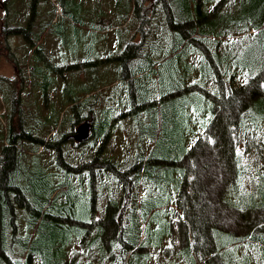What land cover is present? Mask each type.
Returning a JSON list of instances; mask_svg holds the SVG:
<instances>
[{"label":"trees","instance_id":"16d2710c","mask_svg":"<svg viewBox=\"0 0 264 264\" xmlns=\"http://www.w3.org/2000/svg\"><path fill=\"white\" fill-rule=\"evenodd\" d=\"M212 1L118 0L108 12L106 1L98 0L96 9L92 7L83 14L85 9L78 2L66 0V17L74 19L85 16L98 20L103 15L100 19L104 22L113 19L123 23L127 19L126 11L131 9L129 30L121 35L120 52L115 57L117 61L121 59L119 68L124 71L119 79L126 83L135 79L136 74L147 72L154 87L124 88L128 104L161 93L164 74L167 84L162 97L172 98L170 77L181 53V65L190 68L182 67L179 71L184 87L177 95L184 111L181 123L194 116V110L189 114L188 107L197 106L203 126L199 127L195 138L183 144L181 139L173 142L170 138H181L188 126L174 128L172 114L167 110L160 116L159 123L154 119V128L158 129L156 133L152 128L150 139L158 137L163 141L157 142L160 145L148 142L147 154L145 147L136 148L130 160L135 164L124 172L109 167L111 169L107 170L113 172L109 186L95 190L91 178L90 228L87 233L85 230L78 233L68 225L74 221L69 219L68 212L77 207L78 195L66 177H60L61 170L75 167L66 164L63 149H58L57 153L60 162L56 166L57 174L35 169L23 159V153L33 146H42L43 141L23 129L24 111L17 105L16 97H12V87H0V100L7 103L1 113L5 124L0 120V264H131L137 255L140 264H215L213 260L225 264L219 254L227 246L237 250L240 244H249L251 240L264 243V0L248 1L247 10L241 15L243 23L224 18L212 20V16H220L218 5L213 7ZM30 3L27 12L33 13L35 0ZM111 12L114 13L112 18ZM157 16L160 20L155 19ZM9 25L12 26L9 28ZM15 25V22L7 24L6 18L2 20L1 36L20 35L28 39L31 33L30 39L35 40L38 24L30 21L25 28ZM219 25L221 28L230 26L239 42L240 37H244L245 49L231 51L224 46L218 49L207 42L208 31ZM126 35L131 37L126 38ZM156 35L166 38L163 47L158 46ZM258 45L260 51L249 49ZM156 50L162 54L154 55ZM13 64L20 66L14 61ZM90 76L95 75L91 72ZM6 80L0 79V82ZM200 82L206 84V89L199 87ZM99 95L72 109V125L74 121L89 118L93 127L106 102ZM139 113L146 115V119L149 116L147 109ZM92 130L91 137H95L96 130L94 127ZM100 133L102 130L97 131V135ZM138 133L144 136L142 129ZM97 138L102 136L95 141ZM63 139L64 136L59 144L65 141ZM90 161L92 173L102 169L98 168L96 154ZM159 167L176 170L175 181L170 183L177 191L165 204H169L166 207L170 209L165 224L169 227V236L172 226H176L179 241L175 247L173 240L169 239L167 245L162 242L164 236L162 243L150 240L144 247L148 254L142 252L141 255L137 250L141 249L145 237L139 240L140 232L133 225L136 217L131 213L138 208L144 227L148 219L162 216L165 219L166 215L154 211L156 206L146 207L148 205L138 200L135 191L129 193L130 188L124 184L136 183L141 170H148L154 177ZM87 189L88 186H83L80 193L85 195ZM125 189L129 194H124ZM118 191L121 196L116 200ZM102 205L105 210L97 213ZM130 205V213L124 215L123 209ZM17 210H21L25 218L28 231L24 234L15 229ZM227 220H231L238 231H229ZM223 234L228 235L230 241L223 242Z\"/></svg>","mask_w":264,"mask_h":264},{"label":"rangeland","instance_id":"374dc122","mask_svg":"<svg viewBox=\"0 0 264 264\" xmlns=\"http://www.w3.org/2000/svg\"><path fill=\"white\" fill-rule=\"evenodd\" d=\"M74 1L85 9L83 14H87V10L92 7L97 8L98 0ZM105 1L107 3L105 9L108 12L113 9V2H118V0ZM248 1L213 0V7L218 5L217 12L220 16H212L211 18L212 20L224 18L227 21L232 19V21L243 23L241 15L247 10ZM30 2L31 0H6L3 4L8 8L7 12L5 7L0 8V29L2 20L4 21L5 18L7 24L15 22L21 28H25L30 21L31 24H38L35 40L30 39L31 33L28 34V39L20 35L2 37L0 34V79H7L0 82V87L5 88L7 85L12 87L10 93H13L12 97H16L17 105L24 111L23 116H21L23 129L29 132L31 136L43 141L42 144L39 143L42 146H33L30 151L23 153V159L28 161L29 165L35 169H46V172L51 171L53 174H57L56 166L60 165L57 160V153H59L58 149L59 151L63 149L66 164L75 167L74 169L65 168L64 171L61 170L63 174H60V177H66L73 191L78 195L75 198L78 201L77 207L68 212L70 216L68 218L74 219V221H70L68 225L73 227V231L77 229L80 233L85 230L87 233L91 220L89 208L92 196L91 178L94 180L93 188L95 190L109 186V180L113 179L111 175L113 172L107 170L109 167L113 168L112 170L124 172L129 167L134 166L135 163L132 164L130 160L133 159L136 148L142 150L145 147V154H147L149 150L148 142H151V144L154 141L156 143L158 141L162 142L163 140L158 137L155 140L150 139L152 128L156 133L158 129V127L154 128V119H157L156 122L159 123L160 116L167 110L172 114L171 122H174V128H187L188 126V129L181 134V138H170L173 142L181 139V143L188 144L192 138L199 134L198 129L203 126L202 119L198 116L199 109H197V106L188 107V113L191 114L194 110V116L188 122L182 124L181 115L184 114V111L181 106V98L177 96L181 93V88H184L181 86L179 71L182 67L186 70H190V68L181 65V53H179L178 60H176L178 65L176 64V69L170 77L172 87L169 92L173 97L170 98L165 95L162 97L163 90L166 88L165 84H167V76L164 74L161 79L163 82L161 93H157L156 96L152 97L148 96L144 101L128 104V99L124 96V88L131 90L137 86L144 89L154 87L150 84L147 72L136 74L135 79L132 78L126 83L119 79L124 71L119 68L121 59L117 61L115 57L120 52L118 46L121 35L129 30V12H131V9L126 11L127 19L123 23L113 19L104 22L103 19H100L103 15L98 20H90L85 16L82 19L66 17V0H35V3L32 4L34 6L33 13L27 12L28 7L31 5ZM225 4H227L226 8ZM113 15L114 13L111 12V18ZM155 19L160 20L158 16ZM233 33L234 30L230 26L221 28V25H219L217 28L208 31L209 35L206 41L211 42L218 49L224 46L231 51H239L241 48L244 50L246 39L240 37L239 42L232 35ZM125 37L130 38L131 36L126 35ZM154 38L157 40L159 47L165 45L166 38L164 36L156 35ZM253 41L254 39L248 42ZM131 42L135 43L134 40H131ZM250 48L260 51L261 46L258 45L253 48L249 46ZM161 54L162 52L159 50L154 51L156 56ZM13 61L15 64H20V66L14 65ZM91 72L95 76L91 77ZM197 80L198 77L195 82ZM200 84L202 86L199 87L206 89V84L201 82ZM159 87L158 84L156 88L159 89ZM3 92H5V89H3ZM96 94H100L99 97L103 96L106 101L102 105L100 119L96 118L93 124L96 136L77 144L72 138L74 128L81 121H90V119L77 120L72 125L71 122L74 120L72 109H76L86 99ZM194 94L196 95V92ZM160 97L161 99L158 102L151 103V101L158 100ZM6 104V102L0 100V120L2 124H5V122L1 113L4 111ZM140 108L149 111L147 119L146 115L139 113ZM141 129L144 136L138 133ZM101 130L102 133L97 135V131ZM63 136L65 141L59 144ZM100 136L102 138H97L95 141L96 137ZM106 136H108V139ZM107 140L108 145H106ZM156 145L160 144L157 143ZM95 154L99 161L98 168L102 169H95L92 173L90 160ZM157 170L158 172L155 173L154 177L148 170H141L138 173L139 178L136 183L124 184L130 188L129 193L135 191V195L139 197L138 200H142L144 205H148L146 207L156 206L154 211L166 215L165 219H163V216L162 218L148 219L144 227V220L140 219L138 208L131 213L132 216L136 217L133 218V225L138 227L139 240L143 235L145 237L141 249L137 250L141 255L142 252L147 253L144 247L150 240L161 242L162 236H164L162 242L165 241L167 245L170 240H173L175 247H177L179 241L176 226H172L169 236V227L165 224L170 214V209L166 207L169 204L166 206L165 204L177 191L175 186L173 187L170 183L175 181L176 170L169 167H159ZM83 186L85 188L88 186L85 195L80 193ZM125 192L124 194H129ZM71 194L74 195L72 192ZM120 196L121 192L118 191L115 194L116 200ZM102 198L105 200V193ZM103 199H100V201L103 202ZM85 203H87L86 206ZM99 206H101V203H99ZM104 210L105 206L102 205V209L97 213L102 214ZM130 210L131 205L126 206L122 213L124 215L129 214ZM16 215L15 229L17 233L24 234L28 229L25 227L23 213L21 210H17ZM100 218L102 219L103 216L101 215ZM93 219L97 221V217ZM226 222H228L229 231H238L237 226H234L231 220ZM130 236L132 240L133 237ZM223 239V242L230 241L229 236L225 234H223ZM138 256L132 258L131 264H140ZM219 257H222L225 264H264V243L259 244L257 241L251 240L249 244H240L237 250L235 247L229 248L227 246L222 249ZM174 259H177L175 255ZM213 262L218 264L217 260H213Z\"/></svg>","mask_w":264,"mask_h":264},{"label":"water","instance_id":"95a60500","mask_svg":"<svg viewBox=\"0 0 264 264\" xmlns=\"http://www.w3.org/2000/svg\"><path fill=\"white\" fill-rule=\"evenodd\" d=\"M93 130L90 121H82L76 125L72 138L76 143L84 142L92 136Z\"/></svg>","mask_w":264,"mask_h":264},{"label":"flooded vegetation","instance_id":"af4514ba","mask_svg":"<svg viewBox=\"0 0 264 264\" xmlns=\"http://www.w3.org/2000/svg\"><path fill=\"white\" fill-rule=\"evenodd\" d=\"M6 1V0H5ZM4 0H2V1H0V8H3V7H5V9H6V6L3 4V2H5Z\"/></svg>","mask_w":264,"mask_h":264}]
</instances>
